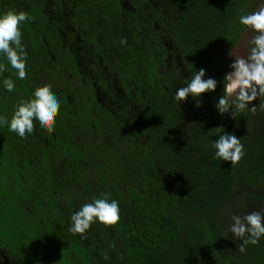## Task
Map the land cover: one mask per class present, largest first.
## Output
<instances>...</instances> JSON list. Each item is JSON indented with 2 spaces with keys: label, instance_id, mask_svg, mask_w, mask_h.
<instances>
[{
  "label": "trees",
  "instance_id": "16d2710c",
  "mask_svg": "<svg viewBox=\"0 0 264 264\" xmlns=\"http://www.w3.org/2000/svg\"><path fill=\"white\" fill-rule=\"evenodd\" d=\"M264 0H0V264H264Z\"/></svg>",
  "mask_w": 264,
  "mask_h": 264
},
{
  "label": "rangeland",
  "instance_id": "374dc122",
  "mask_svg": "<svg viewBox=\"0 0 264 264\" xmlns=\"http://www.w3.org/2000/svg\"><path fill=\"white\" fill-rule=\"evenodd\" d=\"M257 36L252 30H246L241 41L234 47L229 56L228 92L233 96L251 82L256 75V65L264 64V55L259 59L252 55V46L257 44Z\"/></svg>",
  "mask_w": 264,
  "mask_h": 264
}]
</instances>
